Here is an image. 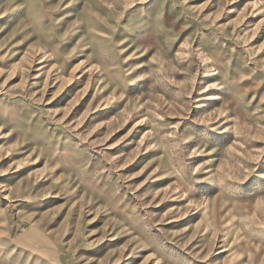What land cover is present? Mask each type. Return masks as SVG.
I'll list each match as a JSON object with an SVG mask.
<instances>
[{"label": "rangeland", "instance_id": "1", "mask_svg": "<svg viewBox=\"0 0 264 264\" xmlns=\"http://www.w3.org/2000/svg\"><path fill=\"white\" fill-rule=\"evenodd\" d=\"M0 264H264V0H0Z\"/></svg>", "mask_w": 264, "mask_h": 264}]
</instances>
